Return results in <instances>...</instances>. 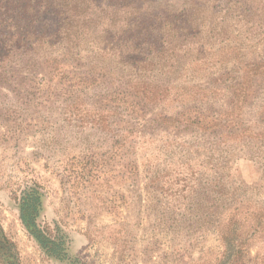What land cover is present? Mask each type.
<instances>
[{
  "label": "rangeland",
  "instance_id": "374dc122",
  "mask_svg": "<svg viewBox=\"0 0 264 264\" xmlns=\"http://www.w3.org/2000/svg\"><path fill=\"white\" fill-rule=\"evenodd\" d=\"M0 264H264V0H0Z\"/></svg>",
  "mask_w": 264,
  "mask_h": 264
},
{
  "label": "trees",
  "instance_id": "16d2710c",
  "mask_svg": "<svg viewBox=\"0 0 264 264\" xmlns=\"http://www.w3.org/2000/svg\"><path fill=\"white\" fill-rule=\"evenodd\" d=\"M41 206V195L34 188H28L20 197V219L28 232L50 255L64 259L66 252L60 242L51 239L36 222Z\"/></svg>",
  "mask_w": 264,
  "mask_h": 264
}]
</instances>
